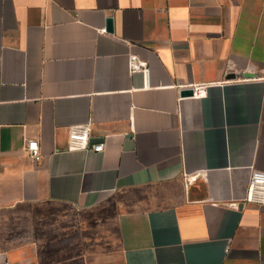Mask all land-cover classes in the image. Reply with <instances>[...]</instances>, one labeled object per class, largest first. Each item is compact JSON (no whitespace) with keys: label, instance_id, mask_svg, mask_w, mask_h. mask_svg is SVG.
<instances>
[{"label":"crops","instance_id":"obj_1","mask_svg":"<svg viewBox=\"0 0 264 264\" xmlns=\"http://www.w3.org/2000/svg\"><path fill=\"white\" fill-rule=\"evenodd\" d=\"M253 168L264 0H0V264H264Z\"/></svg>","mask_w":264,"mask_h":264},{"label":"built area","instance_id":"obj_2","mask_svg":"<svg viewBox=\"0 0 264 264\" xmlns=\"http://www.w3.org/2000/svg\"><path fill=\"white\" fill-rule=\"evenodd\" d=\"M101 32L107 33L108 28L105 26ZM130 72H143L146 76L150 73V67L136 53H131L129 57ZM190 88L193 90L192 96L200 98L207 95L208 84L197 83L192 84ZM93 121L86 123L74 124L69 127V143L68 150H92L94 152H102L105 149V142L92 143ZM26 148L32 159L39 162L42 159V151L40 143L37 139L27 140ZM248 200H255L264 203V171L256 168L252 169L249 187ZM233 207H239L236 202L231 203Z\"/></svg>","mask_w":264,"mask_h":264},{"label":"water","instance_id":"obj_3","mask_svg":"<svg viewBox=\"0 0 264 264\" xmlns=\"http://www.w3.org/2000/svg\"><path fill=\"white\" fill-rule=\"evenodd\" d=\"M113 28V20L112 18H109L108 19V29H112ZM181 93L183 95H192L193 94V90L191 88H186V89H183L181 91Z\"/></svg>","mask_w":264,"mask_h":264}]
</instances>
